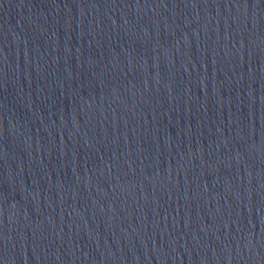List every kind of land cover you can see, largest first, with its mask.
Returning a JSON list of instances; mask_svg holds the SVG:
<instances>
[{
    "label": "water",
    "instance_id": "obj_1",
    "mask_svg": "<svg viewBox=\"0 0 264 264\" xmlns=\"http://www.w3.org/2000/svg\"><path fill=\"white\" fill-rule=\"evenodd\" d=\"M0 264H264V16L1 135Z\"/></svg>",
    "mask_w": 264,
    "mask_h": 264
}]
</instances>
